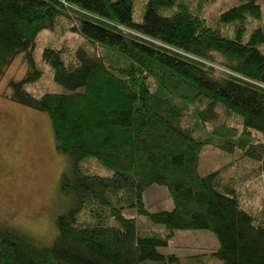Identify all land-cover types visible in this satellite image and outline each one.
<instances>
[{
    "label": "trees",
    "instance_id": "obj_1",
    "mask_svg": "<svg viewBox=\"0 0 264 264\" xmlns=\"http://www.w3.org/2000/svg\"><path fill=\"white\" fill-rule=\"evenodd\" d=\"M136 1L0 0V78L24 57L9 97L47 115L66 161L58 188L69 198L49 246L0 225V264H264V202L256 212L223 175L248 160L241 180L264 178L260 0H236L209 24L218 28L189 0H143L134 22ZM228 27L232 38L221 34ZM44 68L62 92L35 98L27 86ZM205 147L230 161L202 173ZM87 159L106 175L83 168ZM154 185L167 192L159 207L166 197L171 209H148ZM140 217L156 228L138 226ZM176 231L208 232L216 245L200 255L180 244L178 255L163 252Z\"/></svg>",
    "mask_w": 264,
    "mask_h": 264
},
{
    "label": "rangeland",
    "instance_id": "obj_2",
    "mask_svg": "<svg viewBox=\"0 0 264 264\" xmlns=\"http://www.w3.org/2000/svg\"><path fill=\"white\" fill-rule=\"evenodd\" d=\"M189 1L193 7L202 3V14H200L209 27H211L209 24H212L220 12L238 4L236 0ZM144 4L143 0H137L134 3V22L141 21ZM259 4L263 7L261 25L264 30V1L260 0ZM212 26L211 28H218L216 24ZM221 32L228 38L234 36V28L221 29ZM48 38H50V34L47 32H43L39 36L40 45L35 51L36 66L39 69L42 67L40 53ZM67 38L71 40V46L73 40L70 37ZM44 70V74L38 82L27 86V90L35 98L44 93L62 92V88L53 81L51 71L47 68ZM25 73L24 57L18 56L0 78V225L25 231L39 245L49 246L56 234L54 226L56 217L69 207V198L63 195L58 188V173L62 167L64 168L66 161L64 156L56 154L54 150V141L47 115L16 104L9 97L8 81L20 80ZM199 161V169L205 173L223 167L230 159L219 150L205 147ZM241 164L245 167L252 166L248 160L241 161ZM80 165L91 174L106 175L107 173L93 159L84 160ZM243 166L231 168L223 175L236 178L237 181L233 180L238 184V191L242 196L247 195L246 201H250L254 210L258 212L261 203L264 202V178H262L263 182L249 176L241 180L240 171L247 170ZM165 193L167 192L164 187L156 185L146 190L144 202L150 211H155L158 208L171 209V200L166 197L163 202L167 205L159 207ZM137 221H140L138 226L140 223H146L141 217ZM146 224L147 228H156L149 223ZM158 230L163 231L162 228H158ZM176 244L187 247L181 253L185 252L186 255L198 253L200 255L207 252L210 247L214 248L216 242L212 234L205 231H176L174 238L170 241L169 248L162 251L168 254H177L178 252L172 248ZM206 264L212 263L206 261Z\"/></svg>",
    "mask_w": 264,
    "mask_h": 264
}]
</instances>
